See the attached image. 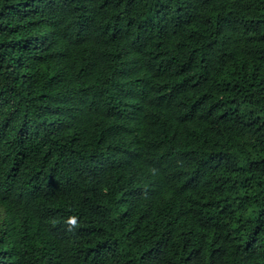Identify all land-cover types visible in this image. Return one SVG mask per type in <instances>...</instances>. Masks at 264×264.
Returning <instances> with one entry per match:
<instances>
[{
  "label": "trees",
  "instance_id": "1",
  "mask_svg": "<svg viewBox=\"0 0 264 264\" xmlns=\"http://www.w3.org/2000/svg\"><path fill=\"white\" fill-rule=\"evenodd\" d=\"M0 264H264V0H0Z\"/></svg>",
  "mask_w": 264,
  "mask_h": 264
}]
</instances>
